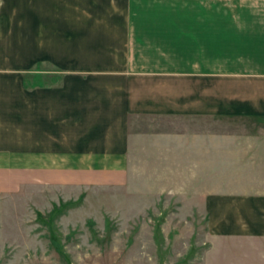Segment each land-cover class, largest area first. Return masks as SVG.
<instances>
[{"label":"crops","instance_id":"crops-1","mask_svg":"<svg viewBox=\"0 0 264 264\" xmlns=\"http://www.w3.org/2000/svg\"><path fill=\"white\" fill-rule=\"evenodd\" d=\"M261 120L264 0H0V192L172 193L264 238Z\"/></svg>","mask_w":264,"mask_h":264},{"label":"rangeland","instance_id":"rangeland-1","mask_svg":"<svg viewBox=\"0 0 264 264\" xmlns=\"http://www.w3.org/2000/svg\"><path fill=\"white\" fill-rule=\"evenodd\" d=\"M159 194L83 190L69 199L28 184L0 192V264H264V238L211 236L201 209Z\"/></svg>","mask_w":264,"mask_h":264},{"label":"trees","instance_id":"trees-1","mask_svg":"<svg viewBox=\"0 0 264 264\" xmlns=\"http://www.w3.org/2000/svg\"><path fill=\"white\" fill-rule=\"evenodd\" d=\"M71 204H73V203H71ZM55 212L57 213L58 210L55 211ZM155 236H156V241H157L158 245L161 246V243L163 242V234H162V230H161V228H160L159 226L156 227V230H155ZM53 243H54L56 246H58L59 249H61V246H60V244L58 243V241L56 240V238L53 239Z\"/></svg>","mask_w":264,"mask_h":264}]
</instances>
